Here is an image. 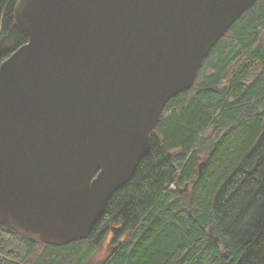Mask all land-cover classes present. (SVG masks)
<instances>
[{"label": "water", "instance_id": "water-1", "mask_svg": "<svg viewBox=\"0 0 264 264\" xmlns=\"http://www.w3.org/2000/svg\"><path fill=\"white\" fill-rule=\"evenodd\" d=\"M257 1L20 0L27 42L0 65V224L38 245L87 239Z\"/></svg>", "mask_w": 264, "mask_h": 264}, {"label": "trees", "instance_id": "trees-1", "mask_svg": "<svg viewBox=\"0 0 264 264\" xmlns=\"http://www.w3.org/2000/svg\"><path fill=\"white\" fill-rule=\"evenodd\" d=\"M19 1L0 0V65L27 42ZM150 137L87 239L38 245L0 224V264H88L109 234L101 264H264V0L216 43Z\"/></svg>", "mask_w": 264, "mask_h": 264}, {"label": "rangeland", "instance_id": "rangeland-1", "mask_svg": "<svg viewBox=\"0 0 264 264\" xmlns=\"http://www.w3.org/2000/svg\"><path fill=\"white\" fill-rule=\"evenodd\" d=\"M200 164L204 161L201 159ZM199 164V165H200ZM112 240V235L109 234L99 248L96 250L95 254L92 256L88 264H101L110 254V242Z\"/></svg>", "mask_w": 264, "mask_h": 264}, {"label": "bare ground", "instance_id": "bare-ground-1", "mask_svg": "<svg viewBox=\"0 0 264 264\" xmlns=\"http://www.w3.org/2000/svg\"><path fill=\"white\" fill-rule=\"evenodd\" d=\"M201 164H202V163H201ZM201 164H200V165H201ZM199 167H200V166H199Z\"/></svg>", "mask_w": 264, "mask_h": 264}]
</instances>
